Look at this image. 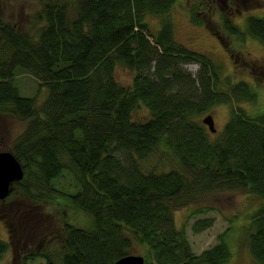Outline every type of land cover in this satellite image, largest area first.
<instances>
[{
  "label": "trees",
  "instance_id": "1",
  "mask_svg": "<svg viewBox=\"0 0 264 264\" xmlns=\"http://www.w3.org/2000/svg\"><path fill=\"white\" fill-rule=\"evenodd\" d=\"M38 1L34 32L0 15V117L26 123L9 150L24 178L0 201L20 204L12 218L3 216L10 242L0 241V261L22 245L33 249L21 264H117L136 248L146 249L144 264H229V230L196 254L175 213L214 194L240 192L261 202L243 244L264 264V112L250 117L236 108L257 104L250 85L222 79L207 55L176 40L171 12L182 0ZM192 14L204 24L195 7ZM150 17L159 19L156 32ZM223 22L234 37L264 46V17H250L244 30L226 16ZM191 63L201 65L197 76L184 67ZM118 68L134 72L130 87L118 81ZM21 74L46 89L42 103L39 92L21 95ZM221 105L231 107L230 118L211 139L199 118ZM140 107L150 112L144 122L133 119ZM65 173L73 190L56 186ZM58 199L87 213L90 227L66 222L56 234L42 226L38 205ZM213 224L199 219L192 230Z\"/></svg>",
  "mask_w": 264,
  "mask_h": 264
},
{
  "label": "rangeland",
  "instance_id": "2",
  "mask_svg": "<svg viewBox=\"0 0 264 264\" xmlns=\"http://www.w3.org/2000/svg\"><path fill=\"white\" fill-rule=\"evenodd\" d=\"M194 7L198 18L202 19L204 24L195 23L192 14ZM40 8L41 4L38 0H0V15L3 21L24 32H34L33 30L38 26L34 15ZM224 16L228 17L233 25L244 30L250 17H264V0H182L171 12L175 37L179 43L207 55L221 69V78L229 79L232 85L239 82L250 85L257 95V104L242 102L235 107L242 108L250 117H257L264 112V46L253 38L234 37L229 34L224 29ZM149 22L152 31L156 32L160 26L159 19L150 17ZM184 67L194 76H197L201 69L198 63L187 64ZM117 79L124 86L130 87L134 80V72L127 68H118ZM15 84L22 96L33 97L39 92V102L42 103L46 89L39 91L38 81L34 77L21 74ZM223 89L227 90V86ZM230 113V106L221 105L199 118L203 123L206 117L212 116L217 132L211 134V137L213 136L211 139L220 137ZM149 118L150 112L145 107H140L133 115V119L138 122H144ZM203 125L210 132L208 126L204 123ZM25 128L24 122L11 117H0V149L9 151ZM56 186L60 190H73L76 184L72 177L65 173V177L58 180ZM260 204L257 197L240 192L214 194L191 207L176 211L175 224L178 230L186 229L188 240L196 254H201L216 245L219 236L229 230L226 242L233 255L229 264H256L247 244H243V241L248 237L246 228L249 226L251 216L259 209ZM17 206L20 207V204H13L9 200L0 204V241L10 242L7 225L2 219L3 216L6 218L7 214L12 218ZM38 206L42 212V226L52 225L56 234H60L66 222L82 229L91 225L92 218L87 213L74 209L61 199L44 202ZM206 208L208 209L206 214L189 217L190 211ZM199 219H212L213 227L202 233H194L192 225ZM32 249H23L22 245L12 247L0 264H21L24 255ZM132 255L145 258L147 251L144 248H136ZM33 264H46V262L39 259Z\"/></svg>",
  "mask_w": 264,
  "mask_h": 264
},
{
  "label": "water",
  "instance_id": "3",
  "mask_svg": "<svg viewBox=\"0 0 264 264\" xmlns=\"http://www.w3.org/2000/svg\"><path fill=\"white\" fill-rule=\"evenodd\" d=\"M211 133H216L215 123L212 116L203 120ZM24 178V170L21 163L13 153L9 151L0 152V201L8 199L11 194V187L14 183L21 182ZM142 256L130 255L120 259L117 264H144Z\"/></svg>",
  "mask_w": 264,
  "mask_h": 264
}]
</instances>
